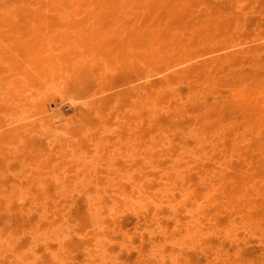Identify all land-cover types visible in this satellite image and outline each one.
<instances>
[{
    "label": "rangeland",
    "instance_id": "1",
    "mask_svg": "<svg viewBox=\"0 0 264 264\" xmlns=\"http://www.w3.org/2000/svg\"><path fill=\"white\" fill-rule=\"evenodd\" d=\"M263 34L264 0H0V264H264Z\"/></svg>",
    "mask_w": 264,
    "mask_h": 264
},
{
    "label": "bare ground",
    "instance_id": "2",
    "mask_svg": "<svg viewBox=\"0 0 264 264\" xmlns=\"http://www.w3.org/2000/svg\"><path fill=\"white\" fill-rule=\"evenodd\" d=\"M87 4V3H86ZM89 9V8H88ZM93 9V8H92ZM115 10V9H114ZM232 11V10H231ZM157 16V15H156ZM158 17V16H157ZM240 18V17H239ZM243 18V17H242ZM241 18V19H242ZM152 20H153V18H152ZM224 20H225V18H224ZM223 20V21H224ZM153 22V21H152ZM222 22V21H221ZM227 25V24H226ZM154 27V26H153ZM219 27V26H218ZM220 28V27H219ZM155 29V28H154ZM212 29V28H211ZM214 29V28H213ZM215 30V29H214ZM202 31V30H201ZM212 31V30H211ZM263 36H264V34H263ZM247 44V43H246ZM249 44V43H248ZM11 48V47H10ZM150 52V51H149ZM250 52V51H249ZM216 53V52H215ZM136 54V53H135ZM203 55V54H202ZM155 56V55H154ZM153 57V56H152ZM204 58V57H203ZM196 61V60H195ZM245 62V61H244ZM64 63H66V62H64ZM34 70V69H33ZM147 75V74H146ZM149 78V77H148ZM147 79V78H146ZM150 79H152V78H150ZM251 80H253V79H251ZM13 82V81H12ZM13 84V83H12ZM230 86V85H229ZM196 91V90H195ZM245 94H247L246 92H245ZM102 96H103V94H102ZM44 98V97H43ZM27 100V99H26ZM249 100H251V99H249ZM264 103V102H263ZM257 107V106H256ZM37 109V108H36ZM262 115V114H261ZM41 116V115H40ZM18 120V119H17ZM57 120V119H56ZM176 132V131H175ZM250 141V140H249ZM84 149V148H83ZM156 149V148H155ZM147 155H149L148 154V152H147ZM150 156V155H149ZM166 156V155H165ZM111 157V156H110ZM142 157V156H141ZM151 157V156H150ZM147 161H148V159H147ZM155 161H156V159H155ZM210 162V161H209ZM153 163H155L154 161H153ZM187 163V162H186ZM234 164V163H233ZM225 166V165H224ZM34 167V166H33ZM178 167H180V166H178ZM211 167H213V166H211ZM230 168V167H229ZM128 169H130V168H128ZM205 173V172H204ZM227 173V172H226ZM51 174V173H50ZM52 175V174H51ZM85 178V177H84ZM108 178V177H107ZM80 180V179H79ZM187 181V180H186ZM248 183V182H247ZM246 183V184H247ZM253 183V182H252ZM252 183H251V185H252ZM254 184V183H253ZM255 184H257V183H255ZM254 184V185H255ZM42 185V184H41ZM145 185V184H144ZM249 185V184H248ZM43 186V185H42ZM134 186V185H133ZM142 187V186H141ZM252 187H253V185H252ZM140 188V187H139ZM258 188H260V187H258ZM141 189V188H140ZM215 189V188H214ZM255 194V193H254ZM175 195V194H174ZM198 199V198H197ZM178 204V203H177ZM179 205V204H178ZM15 211V210H14ZM212 216V215H211ZM210 216V217H211ZM222 229V228H221ZM101 234V233H100ZM138 250H139V248H138ZM27 253V252H26ZM18 254H19V252H18ZM14 260V259H13ZM251 261H252V258H251ZM140 263V262H139ZM244 263V262H243Z\"/></svg>",
    "mask_w": 264,
    "mask_h": 264
}]
</instances>
